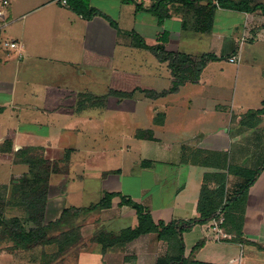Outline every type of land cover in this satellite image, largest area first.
I'll list each match as a JSON object with an SVG mask.
<instances>
[{
    "label": "crops",
    "instance_id": "0c3cea01",
    "mask_svg": "<svg viewBox=\"0 0 264 264\" xmlns=\"http://www.w3.org/2000/svg\"><path fill=\"white\" fill-rule=\"evenodd\" d=\"M217 1L206 29L184 0L164 1L163 21L152 11L159 0H90L101 12L91 18L59 0H9L0 17L7 20L0 38L18 40L23 56L0 45V184L11 192L16 179L30 175V163L18 155L24 149L26 156L60 166L42 178L47 201L40 224L69 209L56 234L82 211L100 219L107 231L135 227L137 210L123 196L143 204L155 221L189 220L200 216L206 188L232 237L211 240L213 219L197 223L183 233L185 256L211 264L255 263L258 247H264V168L238 199L225 204L247 180L237 170L264 162V112L258 111L264 107V12ZM248 1L264 5V0ZM207 3L215 4L195 0L197 6ZM140 41L168 52L214 57H207L198 80L187 79L172 90L169 61ZM224 53L237 55L231 62L238 73L250 64L261 75L255 105L237 109L234 100L222 103L208 94L204 73ZM2 164H9L5 174ZM100 201L97 209H84ZM4 214L21 218L26 228L37 227L27 204H8ZM84 243L75 246L73 256L67 252L59 259L157 264L160 256L175 253L155 231L106 249L94 239ZM14 245L12 238H1L0 264H41L49 251L48 244Z\"/></svg>",
    "mask_w": 264,
    "mask_h": 264
},
{
    "label": "trees",
    "instance_id": "16d2710c",
    "mask_svg": "<svg viewBox=\"0 0 264 264\" xmlns=\"http://www.w3.org/2000/svg\"><path fill=\"white\" fill-rule=\"evenodd\" d=\"M69 6L79 14H83L84 16L91 18L95 14H101V12L92 7L90 4V0H67ZM129 1V0H123ZM166 0H159V2L152 8V11L159 16L160 21L167 16L164 7L166 4L164 3ZM190 7H194L198 16H202L204 28L210 29L213 21V16L215 13V9L217 8V4H203L197 6L195 4V0H184ZM219 5L226 8L238 9V10H246L250 11L256 8H260L264 12L263 4H256L251 6L248 0H239L237 2H227L224 0H219ZM203 25V24H202ZM142 46L153 49L156 53H158L159 57L163 60H168L172 73L175 77L172 90L176 89L180 84H182L185 80L191 79L196 81L200 78L201 71L206 64L207 57L213 58L214 55L203 54L200 57L196 58L191 56L190 54L184 52H173L166 51L162 45L150 46L146 44L144 41H140ZM258 111L264 112V107L259 109ZM28 154L27 150H21L18 155L22 156L23 161L30 163V175H24V182L28 184H22L20 186L25 201L28 206L29 211V219L33 220L37 223V227H32L27 229L23 224L21 218L19 217H4L0 214V241L2 237L12 238L15 242L14 247H29L34 244H46V243H54L60 241V249H64L67 245L71 244L73 241V231H65L62 235L64 236V240H60L58 237L48 238V232L51 229L56 228L58 223H61L65 220V217L69 215L70 210L65 209L61 218L58 220L49 223L48 225L40 224L42 218L44 217V210L46 206V190L42 189L41 181L42 178L38 177L37 174L38 168L42 169V174H45L46 177L50 172V167L47 160L43 159L40 156H36L35 154ZM39 168V169H40ZM264 168V162L257 169H246L240 168L237 171L247 178L246 182H244L239 189L235 192L233 196H231L227 200V204L238 199L258 178L259 174ZM35 178L34 182L29 180V176ZM34 175V176H33ZM31 182V184H29ZM30 186L28 192H26V188ZM209 190L204 188L202 190V194L199 201L198 210L200 212V216H196L190 218L189 220L182 219H174L172 221L159 220L155 221L148 211V209L141 203L132 200L131 198H127L125 196L122 197L123 202L129 205H132L136 208L138 213V225L135 227H127L122 229L119 232L106 231L100 232L99 236L95 238L97 241H100L103 245V249H106L110 245H114L120 242L130 241L139 235L151 231H155L158 233L159 237L165 240L170 241L172 246L174 245V254L162 255L158 258L157 264H211L205 262H199L192 258L191 256H185V244L183 239V233L185 231H189L193 228V226L197 223H205L210 219H213L216 214L213 207L214 197L210 198ZM102 201V200H101ZM101 201L91 205L90 207H86L84 209L92 210L100 207ZM203 242H198L192 253L197 251Z\"/></svg>",
    "mask_w": 264,
    "mask_h": 264
},
{
    "label": "rangeland",
    "instance_id": "374dc122",
    "mask_svg": "<svg viewBox=\"0 0 264 264\" xmlns=\"http://www.w3.org/2000/svg\"><path fill=\"white\" fill-rule=\"evenodd\" d=\"M237 69L238 65L234 62L229 61L228 56L225 53L220 54L218 58L213 59L212 63L208 64V67L204 73V79L209 81V85H207L208 88H206V90L208 91V94L215 95L216 98L220 99L222 103H228L229 101L234 100L237 109L243 107L245 108V103H248L249 105H255L256 103H258L255 102V99L259 95L258 89L262 84L261 75H259L258 71L250 66V64H245L244 69L239 73ZM221 78L222 81H219L220 83H218L216 79ZM208 101V104L211 106L212 100L210 99ZM1 167L3 174H5L9 170V164H2ZM49 167L50 171L53 168H60V166L52 164H49ZM39 168L38 172L40 173H38L37 176L45 179L46 175L42 174V169ZM22 177L20 179H16L17 181L13 183L11 192H8V186L6 184H0V209L1 211L3 210L1 214L4 217H6V214H4L6 205L13 204L21 206L26 203L20 186L22 184L28 183L26 182V180L24 182V178ZM29 180L34 182L35 178L31 175L29 176ZM29 184H31V182H29ZM29 189H31L30 186H28L25 191L28 192ZM226 199L227 197L224 199V201H226ZM227 206L228 204H225V207ZM13 210L16 209L13 208ZM13 214L17 213H9V215ZM20 214L24 219L27 220V215L25 213ZM68 230L73 231L74 239L72 243L67 245L64 249H60V241L54 243H46V245L48 244L46 248H48L49 251L48 253H46V257L43 256V261L41 260V264H70V261L67 260V256L63 257L62 259L59 258H61L64 254L68 255L67 252H69V254L73 256L77 251L75 246L79 245L81 247L82 245H84L85 238H90V241H92L93 239L96 240L95 238L99 236L100 232L107 231L103 228L102 225H100V219H97L92 213H89L88 211H82L79 216L74 218L72 221H69L67 223L66 229H62L59 234H56L57 231L55 228L51 229L48 232V238L58 237L60 240H64V236L62 234ZM42 248L43 247L40 246L37 249L36 256H39L41 254ZM256 252L257 257L254 264H264V247H258V250ZM58 259L59 261H57Z\"/></svg>",
    "mask_w": 264,
    "mask_h": 264
},
{
    "label": "built area",
    "instance_id": "2783aa9c",
    "mask_svg": "<svg viewBox=\"0 0 264 264\" xmlns=\"http://www.w3.org/2000/svg\"><path fill=\"white\" fill-rule=\"evenodd\" d=\"M62 4H67V0H59ZM214 3L218 5V1L214 0ZM9 4V0H1L0 2V17L5 14V7ZM7 24V20L2 19L0 21V29H3ZM0 45H3L10 49H18V56L21 58L23 53L20 51V42L16 39H1L0 38ZM230 61H236L238 59L237 55L229 56L228 58ZM222 209L217 213V217L213 218L211 223V232L208 235V238L211 240H224L230 239L232 234L226 229L225 227V217L223 215Z\"/></svg>",
    "mask_w": 264,
    "mask_h": 264
}]
</instances>
